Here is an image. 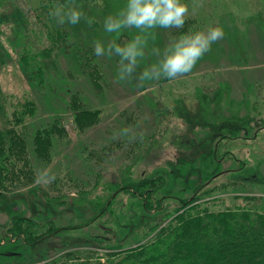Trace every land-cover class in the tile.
I'll list each match as a JSON object with an SVG mask.
<instances>
[{"label":"rangeland","instance_id":"obj_1","mask_svg":"<svg viewBox=\"0 0 264 264\" xmlns=\"http://www.w3.org/2000/svg\"><path fill=\"white\" fill-rule=\"evenodd\" d=\"M181 2L189 8L183 28L144 33L135 28L119 33L104 30L105 18L117 15L127 0L76 6L94 23L84 19L76 25L65 23L72 46L57 53L58 64L47 67L46 86L39 89L24 55L50 47L45 22H55L37 15L38 0H0V10L11 21L3 24L0 39V87L8 98L9 116L18 105L34 100L37 111L21 127L28 140L57 117L67 131L57 138L48 163L32 153L34 182L1 192L0 264L48 260V264H73L96 257L84 251L87 248L101 255L112 246L134 247L149 240L154 234H148L150 227L201 184L206 186L200 195L210 192L207 198H216V207L244 203L235 195L245 194L263 196L264 204V0ZM210 27H220L223 38L212 44L190 73L175 79L140 82L134 74L119 80L120 58L94 53L97 41L105 47L110 42L123 46L142 35L147 47L138 60L139 73L158 64L181 35ZM88 46L91 67L85 62ZM94 68L97 82L89 73ZM73 102L101 110L100 120L76 128ZM127 169L137 179L164 175L167 183L160 194L171 196L165 199L166 208L160 215L149 213L141 197L123 191L113 201L111 213L83 225L91 220V199L108 191L104 182L113 174L121 177ZM83 190L89 193L80 199ZM17 215L41 226L52 219L56 227H83L66 230L47 240L49 245L33 249L22 238L10 239L8 228ZM63 240L74 245L62 244ZM70 246L81 257L66 263L63 254ZM39 252L49 258L42 259Z\"/></svg>","mask_w":264,"mask_h":264},{"label":"trees","instance_id":"obj_2","mask_svg":"<svg viewBox=\"0 0 264 264\" xmlns=\"http://www.w3.org/2000/svg\"><path fill=\"white\" fill-rule=\"evenodd\" d=\"M98 1L100 0H38L37 15L39 17L44 15L49 22H55L52 25L45 22L49 27L50 47L36 52L31 50L30 54L27 52L24 55L27 71L36 75L39 89L46 86L47 67L58 64L57 53L65 52L72 46L68 42L70 28L65 24H58L52 12L58 7L65 11L68 7L80 5L91 7ZM7 22L11 21L0 10V39L4 32L2 26ZM86 51L89 54L86 55L85 62L91 67V47L88 46ZM94 70L97 69L94 68L89 73L97 82L96 78L99 75H95ZM18 106L9 116L8 98L0 87V194L34 182L37 170L32 153L34 152L44 163H48L52 159V149L57 138L67 134L62 118L57 117L49 125L37 129L33 138L28 140L21 127L26 125L27 118L36 113L37 103L34 100H27ZM72 106L76 128L93 125L100 120L101 110L83 108L75 102ZM244 166L245 163H242L239 168ZM130 171L127 169L121 177L113 174L104 182L108 191L103 196H97L96 201L91 199L93 208L91 220L83 225L95 222L103 213H111L113 201L123 191L141 197L147 212L154 214L159 212L158 215L162 213L166 208L165 199L171 197L160 194L167 183L165 176H145L137 179ZM205 186L199 185L191 196L179 199L172 212L164 213L163 219L150 227L148 234H154L146 242L131 248L108 247L110 249L103 250L101 255L98 254V250L87 248L84 251L91 257L95 255L96 257L91 260L74 261L73 264H264L263 196L235 195V198L243 197L245 202L216 207L213 206L216 198H207L210 192L200 195ZM88 193L87 190L81 191L80 199L85 198ZM83 225L56 227L51 219L41 226L34 219L17 215L11 221L8 233H11V240L22 238L33 249H37L39 245H49L50 242L47 240L51 237L58 236L66 230L81 229ZM62 242L74 245V241ZM73 248L70 246L63 254V258H67L66 263L81 257L79 250ZM38 254L42 259L49 258L46 252ZM48 262L49 260L46 264Z\"/></svg>","mask_w":264,"mask_h":264},{"label":"clouds","instance_id":"obj_3","mask_svg":"<svg viewBox=\"0 0 264 264\" xmlns=\"http://www.w3.org/2000/svg\"><path fill=\"white\" fill-rule=\"evenodd\" d=\"M189 13L187 4L181 0H127V4L115 16H108L104 20V30L108 33H119L122 29L135 28L141 33L155 28H183ZM58 24H79L84 19L89 25L94 21L88 18L76 7H68L65 11L58 7L52 12ZM220 27H210L206 32L184 34L170 44L158 64L152 65L141 72H137L138 60L145 55L147 40L137 35L132 41L121 46L115 42L105 45L99 41L94 44V53L98 57L115 55L119 60V80L133 78L138 81L149 79H175L190 73L197 62L209 51L216 41L223 38ZM127 130H125L126 132Z\"/></svg>","mask_w":264,"mask_h":264}]
</instances>
